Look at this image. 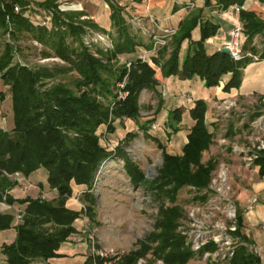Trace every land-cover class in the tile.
Returning a JSON list of instances; mask_svg holds the SVG:
<instances>
[{
	"label": "trees",
	"instance_id": "trees-1",
	"mask_svg": "<svg viewBox=\"0 0 264 264\" xmlns=\"http://www.w3.org/2000/svg\"><path fill=\"white\" fill-rule=\"evenodd\" d=\"M106 2L112 31L99 27L90 19H80L84 15L82 11L61 9L58 0H0V39L9 30L8 22L13 25L10 32L13 43L5 42L0 47V79L9 86L13 111L12 128L0 126V201L4 200L6 191L17 186L13 178L16 173L30 178L45 170L47 183L58 192V197L51 201L31 197L16 200L6 196L9 204L25 205L23 219L15 225V241L3 246L7 264H33L59 256L62 243L76 232L75 222L82 216V211L67 206L73 187L91 188L101 163L124 153L120 145L111 150L102 144V132L98 131L106 125L108 131L114 133L116 124L124 122V117L138 122L141 92L157 91L159 86L156 64L160 65L164 78L175 76L191 80L199 77L205 87L211 88L219 86L230 75L225 91L240 88L242 84L247 59L235 60L222 49L208 50L206 41L216 35L219 24L205 18L203 8L193 10L180 22L169 47L152 55L151 61H143L140 48L149 49L151 44L144 43L132 32L121 5L115 0ZM235 3L242 7L239 20L243 25L244 49L256 52L252 43L256 35H264V19L248 9L251 0H205L204 6L227 10ZM32 4L51 17V26H40L32 21L31 12L35 11ZM16 6L19 11L15 10ZM88 27L109 34L112 46L85 45L83 35L90 30ZM23 36L45 47L41 51L43 58L56 57L64 64L32 67L14 63V50L15 47L20 49L19 40ZM120 57L126 60L115 69L114 62H119ZM261 60H264V52ZM127 61L131 62L129 67ZM70 72H76L77 76L67 82H55ZM105 72L111 78L105 77ZM125 80L123 90L128 95L118 100L122 90L120 84ZM207 110L208 103L203 98H196L189 108L192 126L188 140L182 154H165L157 185L164 193L159 191V196L174 199L178 189L185 185L197 189L208 185L216 163L202 162L214 138L206 123ZM182 120L183 111L176 107L169 113L166 125L171 132H178ZM141 128L147 133L146 124ZM134 135L128 132L126 137ZM159 145L163 148L162 143ZM123 159L132 183L139 185L144 179L143 172L129 157ZM257 164L259 176L264 177V151ZM178 211L177 208L162 209L156 225L158 231L142 242L140 251L129 253L120 264H137L141 255L149 250L165 264H187L194 252L176 232L177 219L181 215ZM14 219V214L0 212V229L10 228ZM243 224L244 214L239 211L236 234L247 240L242 232ZM214 244L212 242L201 252L212 249ZM228 260L226 264H262L260 257L244 244L237 247ZM85 264H91L90 259Z\"/></svg>",
	"mask_w": 264,
	"mask_h": 264
},
{
	"label": "rangeland",
	"instance_id": "rangeland-1",
	"mask_svg": "<svg viewBox=\"0 0 264 264\" xmlns=\"http://www.w3.org/2000/svg\"><path fill=\"white\" fill-rule=\"evenodd\" d=\"M81 3L78 0H58L60 7L84 12L86 15H82L80 19H90L101 28H105L108 31L113 30L109 19V6L105 4L102 10L98 9L96 11L93 7H88ZM193 3L195 4V2ZM195 8L196 4L193 8L187 9L192 12ZM37 11L32 10L33 14H31V19L35 24L40 22L37 20H45L47 17H50L46 12L39 13ZM124 11L131 25L132 32L141 37L144 43H150V32L154 30V26L148 17L142 16L139 10L133 6L132 1L124 7ZM50 21L52 20L50 19L47 22L51 23ZM8 23L9 30L0 39L1 48L5 42L13 43L10 34L13 25L10 22ZM88 29L90 30H87V33L94 31L107 34L101 29L92 27H88ZM174 36L169 40V44L172 42ZM84 37L85 35H83V41L85 43ZM244 40L243 34L242 50L244 55L240 60L245 58L247 59L245 61L248 63L261 61L262 53L264 52V35H256L254 38L252 46L255 47L256 52L245 50ZM107 42L112 45V38L109 34H107ZM169 44L165 47H169ZM19 45L20 49L18 50L15 47L14 50V63L19 62L32 67L41 64H64L61 59L56 57L43 58L41 51L45 47L29 36H23L19 40ZM85 45L87 44L85 43ZM140 50L143 51L146 49L141 47ZM170 51L171 49L168 48L169 53ZM119 60V62H114L115 69L126 59L125 57H120ZM154 67L159 79V86L157 91L144 90L141 92L139 96L141 110L138 122L124 117V122L116 124L117 128L114 133H110L106 125H104L102 131L100 129L98 131L100 133L102 132L100 140L102 144L111 150H115L120 145L124 153L121 157L113 155L101 163L97 169L91 188L78 185L74 186L73 195L68 199L67 206L82 211V216L76 220L75 226L82 225L85 232L88 231L87 227L91 228V231H89L91 235L87 240V259H90L91 264H94V261L103 264L102 258L94 253L95 250L101 251V249L110 248L118 253L120 252L121 258L118 264L129 253L140 251L142 242L147 241L153 233L158 231L156 230V225L162 209L172 208L179 209L178 212L181 214L177 219L176 232L184 237L186 244L189 236L197 230L205 232V235L210 237L208 238L210 242L208 245H211L212 241H219V245H212V249L210 250H205L201 253L194 252V257L187 264H226L229 260H225L223 256L231 251L228 247H232L234 243H231V245L227 243L223 244V241L228 239V235L223 229H219L217 224L227 225L228 219L224 208L225 204L229 202L222 201L221 199L216 200V202L210 200L214 198V192L211 188L212 178L218 172L221 165L224 164L228 169L227 172L232 184L230 199L232 204L238 208L235 199L237 184L240 183L242 175H256L253 169L259 168L257 160L263 152L255 163L252 164V167L248 168L243 157H241L239 152H235L234 148L240 147L247 149L248 145L254 141V127L264 117L263 93L254 92L244 94L239 91V88L225 91L224 86L230 78V75H227L224 78L223 87L220 84L216 87L207 88L204 82L203 84L198 82L196 91L188 93L189 90H184L186 97L182 93L171 96L162 83L163 76L160 65L156 64ZM76 76V72H70L60 76L55 82L59 80L67 82ZM104 76L110 77L108 72H105ZM125 82L126 80L120 84L122 90L119 91L118 100L125 99L128 95L123 90ZM208 89L213 90L210 95H205ZM205 96L209 101L206 123L209 131L213 133L214 138L210 149L204 152L202 162L207 163L208 161H213L216 163L215 168L210 174V181L202 189H197L192 185H185L178 189L174 199L167 198L164 195L159 196V191L160 193H164L160 189H157L164 164V156L165 154H182V148L188 140L187 135L192 126V119L189 116L188 107L194 103L195 98H204ZM187 97L191 98V100H187ZM106 104L108 103L106 102ZM176 107L182 109L183 120L181 122V129L178 132H171L166 125V121L169 113ZM3 118H5V122H3ZM145 124L148 126L147 133L141 128V125ZM0 126L7 129L13 126L10 89L9 86L3 84L1 79ZM128 132L135 135L126 137ZM159 143L163 144V148L160 147ZM122 157H129L143 172L144 179L139 185L132 183L125 170V162ZM43 171L45 170H41L42 173H45ZM41 172L31 175L30 178H25L22 174L19 177L13 175V178L16 179L18 184L16 187L6 191L4 200L0 201V210L2 213H12L15 215L14 222L10 228L0 229V264H3L2 261H4V259L2 260V254H4L3 246L11 244L17 237L15 225L22 221L23 209L25 207V205L19 204L18 202L9 204L6 196L10 195L16 200L31 197L50 201L58 197L57 190L49 186L46 178L43 177L44 175L41 177ZM196 222L201 226L198 227ZM230 236H233V238L240 237L237 234ZM237 245L239 247L243 244L238 242ZM244 246L247 247V245ZM206 251L209 252L207 258L205 257ZM140 259H143V264H160L159 262L165 264L162 259L153 255L152 250L141 255ZM77 261L78 259H75L71 263L65 264H77ZM4 264L7 263L4 261Z\"/></svg>",
	"mask_w": 264,
	"mask_h": 264
},
{
	"label": "crops",
	"instance_id": "crops-1",
	"mask_svg": "<svg viewBox=\"0 0 264 264\" xmlns=\"http://www.w3.org/2000/svg\"><path fill=\"white\" fill-rule=\"evenodd\" d=\"M40 1L44 0H38V2ZM78 1L82 2L81 4H85L88 7H93L96 11L98 9L102 10V7H104L105 4L109 6L106 0ZM115 1L123 8L126 7L130 1H132L133 6L139 10L142 16L147 17L148 13H152L158 17L159 23L161 25L172 26L177 29L180 22L191 13L190 10L185 8V3L190 1L195 2V9L203 8V14L205 18H209L210 20L219 24V29L216 35L206 41V45L210 52L221 50L226 46V44H228L231 37V31L237 23V17L231 9L220 10L215 7H205V0H147L145 3L142 2V0ZM31 8H35V11L38 10L37 12L39 13L44 12L40 11V9H38L34 4H32ZM60 8L63 10H68L67 8L63 7ZM248 9L254 11L258 16L264 19V1L251 0L250 7ZM69 10L75 11L72 9ZM31 14L33 13L31 12ZM84 15L86 14L84 13ZM243 72V81L239 91L244 94L254 92L264 93V60L248 63ZM162 79L164 87L171 96L185 93L184 90L186 89L189 90L188 93L194 92L196 91V85L198 82L203 84V81L198 77H195L191 80H181L175 76L168 78L163 77ZM223 81L221 82L222 87ZM212 90L213 89H208L206 92L207 94L205 95H210ZM203 99L206 100L209 106L207 97L205 96ZM192 105L193 104L189 105L188 110L190 107H192ZM208 110L206 112V122ZM253 170L256 172V175L241 176L240 183L237 184L238 187L235 189V199L239 211H242L244 214L242 232L247 240H243L241 238L242 242L244 245H247L250 250L255 252L260 257L262 264H264V177L259 176V168ZM42 176L46 178L45 173H42L41 177ZM252 196H256L258 198V203L253 210L246 211L245 207ZM75 227L76 232L70 235L68 240L62 243L60 249L58 250V257L51 258L47 261L38 260L33 264H65L71 263L75 259H78L77 264H85L87 260V240L91 235L89 233L91 228L87 227L88 231L85 232L82 228V225H76ZM3 259L6 263V257L4 254H2V260ZM4 261H2L3 264Z\"/></svg>",
	"mask_w": 264,
	"mask_h": 264
},
{
	"label": "built area",
	"instance_id": "built-area-1",
	"mask_svg": "<svg viewBox=\"0 0 264 264\" xmlns=\"http://www.w3.org/2000/svg\"><path fill=\"white\" fill-rule=\"evenodd\" d=\"M142 2H147V0H142ZM194 3L192 1L185 3V8H193ZM241 6L237 3L231 5L229 9H231L236 17H237V23L235 24L234 28L231 31V38L228 44H226V48L229 50V54L231 57L235 60H240L244 53L242 50V40H243V25L241 21L239 20V13L241 11ZM16 11H19V7H15ZM149 21L153 24L154 30L150 32V44L151 47L149 49L143 50L141 52V59L143 61H151V56L158 53L161 48L167 46L169 44V40L176 34L177 28L170 27V26H163L159 24V19L152 13H148L147 15ZM50 20V17H47L45 20H37L40 22H37V25H48L49 23L47 21ZM147 32V31H146ZM85 43L88 46H92L93 44H100L101 46L110 47L112 46L109 42H107V34H102L94 31L88 32L84 37ZM127 65L130 66L131 62L127 61ZM184 96L186 97L185 93ZM187 100H191V98L187 97ZM3 122H5V118H3ZM254 141L248 145L247 149L235 147V152H239L241 157H243L244 162L246 164V167L250 168L252 167V164L255 163V161L259 158L261 153L264 151V117L261 118L256 127H254ZM228 169L223 164L221 165L218 172L214 175L212 178V185L211 188L214 192V198L210 199L212 202H216V200L221 199L222 201H227L229 203L225 204V213L228 219V223L218 225L219 229H223L225 233L228 235V239L223 241V244L227 243L231 245V243H234L232 247H228L231 249L230 252L226 253L223 258L225 260H228L231 258L234 254L235 249L237 248L238 242L243 244L241 242L240 237L233 238V236H230L232 234H236V231L238 230V208L232 204L230 199V194L232 192V184L231 179L228 174ZM15 176L19 177L20 173H16ZM24 178V177H23ZM258 203V198L256 196H252L250 198V201L246 205L245 209L246 211L253 210ZM197 226H201L199 223H197ZM264 228V226H263ZM223 232V231H222ZM205 232H202L200 230H197L189 236L188 239V246L191 248V250L195 253H200L201 250L204 248V246H207L210 242L208 241V236L205 235ZM230 234V235H229ZM240 238V239H239ZM215 243V245H219L217 241H212ZM94 253L96 255H99V257L102 258L103 264H118L121 256L120 252H116L114 249L105 248L99 250H95ZM209 252L206 251L205 257H208ZM216 261V260H215ZM143 259H140L138 261V264H143ZM160 264H163L162 262H159ZM94 264H99L94 261Z\"/></svg>",
	"mask_w": 264,
	"mask_h": 264
},
{
	"label": "water",
	"instance_id": "water-1",
	"mask_svg": "<svg viewBox=\"0 0 264 264\" xmlns=\"http://www.w3.org/2000/svg\"><path fill=\"white\" fill-rule=\"evenodd\" d=\"M222 52L228 54V53H229V50H228L226 47H224V48L222 49Z\"/></svg>",
	"mask_w": 264,
	"mask_h": 264
}]
</instances>
